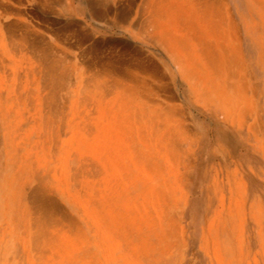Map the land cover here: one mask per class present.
I'll return each instance as SVG.
<instances>
[{
  "label": "bare ground",
  "instance_id": "1",
  "mask_svg": "<svg viewBox=\"0 0 264 264\" xmlns=\"http://www.w3.org/2000/svg\"><path fill=\"white\" fill-rule=\"evenodd\" d=\"M245 4L242 26L227 0H0V264H184L201 129L179 100L247 127L264 157L241 51L255 32L264 70V0ZM238 172L213 176L207 264H264Z\"/></svg>",
  "mask_w": 264,
  "mask_h": 264
},
{
  "label": "rangeland",
  "instance_id": "2",
  "mask_svg": "<svg viewBox=\"0 0 264 264\" xmlns=\"http://www.w3.org/2000/svg\"><path fill=\"white\" fill-rule=\"evenodd\" d=\"M232 3L238 11L246 10L245 0H232ZM77 10L82 12L81 7H77ZM252 44V41L246 39L244 46L248 57L255 61L257 50ZM254 70L260 85L264 87V73L260 70V66L254 64ZM171 83L172 87L168 88L169 90H175L178 96L180 93L183 94L185 89L178 78H172ZM261 101L264 102V96ZM179 103L187 110L184 114L191 115L190 123L200 124L198 128L201 129L200 144H196V147L199 146L196 151L197 161L188 184V207L184 224L188 228L189 241L184 264H207L209 261L207 256L197 247L201 243V232L206 219L217 205L215 193L210 188L213 176L218 172L222 176L226 168H236L238 174L247 182L249 196L257 198L260 195L264 201V174L261 171V168H264V160L249 144L255 141L246 128L241 130L233 128L221 120L219 113L206 111L198 105L190 104L187 97L181 98ZM248 224L249 228L254 230L253 222L249 220ZM249 233L251 250H255V233L254 231ZM193 252L197 253L195 261L191 258ZM189 260L193 262L188 263Z\"/></svg>",
  "mask_w": 264,
  "mask_h": 264
},
{
  "label": "crops",
  "instance_id": "3",
  "mask_svg": "<svg viewBox=\"0 0 264 264\" xmlns=\"http://www.w3.org/2000/svg\"><path fill=\"white\" fill-rule=\"evenodd\" d=\"M227 2H228V4H229V7L232 9V11H233V14H234V17L236 18V20L237 21H239L241 24H242V26L245 24V23H251V22H253V21H257V19L256 20H252L253 19V17L254 16H250L249 14H248V12L250 11V6H248L247 4H246V10L245 11H238L237 9H236V7L234 6V4L232 3V0H227ZM255 35H256V33L255 32H249V31H246V30H244L243 32H242V39H241V51H242V53H243V55H244V57H245V59H246V61H247V63H248V65H249V70H248V74L249 75H247V76H251L252 77V81L255 83V85L259 88V90H263V92L261 93V99H262V97L264 96V87L262 86V85H260V82H259V79H258V77H257V75L255 74V70H254V64H257L258 66H260V70L264 73V70H263V64H262V62H261V58H260V54H261V49L259 48V46H258V44L256 43V42H254V40H255ZM246 39L247 40H250V41H252L253 42V46L256 48V50H257V59L255 60V61H253L250 57H248V55H247V53H246V51H245V46H244V44H245V41H246ZM263 60V59H262ZM252 73V74H251ZM263 78H264V75H263ZM260 102L262 103V101L260 100ZM264 103V102H263ZM220 114V113H219ZM220 118H221V120L223 121V122H225V123H227V124H229L230 126H232L233 128H235V129H237V130H241V128H238V127H236L235 125H233L231 122H226L225 121V119H224V117H223V115L222 116H220ZM244 128H246V129H248L247 127H243L242 129H244ZM255 141V140H254ZM252 143V142H251ZM251 143H249L250 145H251V147H252V144ZM200 144V143H199ZM199 146H197V148H198ZM196 151H197V149H196ZM256 152V151H255ZM260 156H261V158L264 160V157H263V155H261V154H259ZM227 169V168H226ZM229 169H234V168H230L229 167ZM236 169V168H235ZM261 171H262V174H264V168H261ZM220 173V172H219ZM215 175H217V176H220L221 178L222 177H225L226 176V171L224 172L223 171V174H222V176L220 175V174H215ZM238 180L237 179H232V180H237V184H238V181L239 182H241V184H244V186H245V191H246V200L248 201V203H255V205H256V207H258V208H260L261 209V211H262V215H264V201H263V198L259 195V196H257V198H251L250 196H249V192H248V188H247V182H246V180L243 178V176H239L238 175ZM263 178H264V175H263ZM212 214V213H211ZM210 214V215H211ZM209 215V216H210ZM208 216V217H209ZM264 217V216H263ZM263 222H264V220H263ZM253 229L254 230H252V229H250L249 228V224L247 223V228H246V233L248 234L249 232H251V231H254V233H255V235H256V232H257V227L253 224ZM249 236H250V233L248 234V238H249ZM255 242H256V246H255V250H251L252 249V247H251V241L248 239V243H246V246H245V249L247 250V251H249V253H250V256H252V254L253 253H255V251L257 252V250L259 249V244H258V242H259V239H257L256 238V236H255ZM197 248H201L200 247V245H198V247ZM186 256H187V253H186ZM249 256V257H250ZM257 257V256H256ZM192 260H194L195 261V259L197 260V253H195V252H193V255H192ZM185 259H187L186 257H185ZM193 262V261H192ZM191 262V260H189V262L188 263H192Z\"/></svg>",
  "mask_w": 264,
  "mask_h": 264
}]
</instances>
